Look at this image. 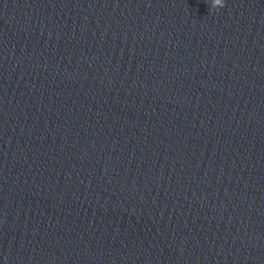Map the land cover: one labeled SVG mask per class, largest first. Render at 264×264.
Masks as SVG:
<instances>
[{
	"label": "water",
	"instance_id": "obj_1",
	"mask_svg": "<svg viewBox=\"0 0 264 264\" xmlns=\"http://www.w3.org/2000/svg\"><path fill=\"white\" fill-rule=\"evenodd\" d=\"M0 0V264H264V0Z\"/></svg>",
	"mask_w": 264,
	"mask_h": 264
},
{
	"label": "clouds",
	"instance_id": "obj_2",
	"mask_svg": "<svg viewBox=\"0 0 264 264\" xmlns=\"http://www.w3.org/2000/svg\"><path fill=\"white\" fill-rule=\"evenodd\" d=\"M210 5L211 8L216 11L223 9L226 6L225 0H210Z\"/></svg>",
	"mask_w": 264,
	"mask_h": 264
}]
</instances>
